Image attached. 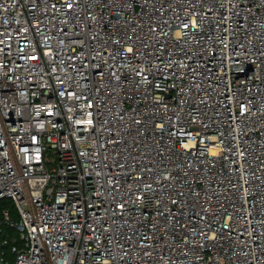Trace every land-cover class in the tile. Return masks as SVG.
Masks as SVG:
<instances>
[{"label":"built area","instance_id":"obj_1","mask_svg":"<svg viewBox=\"0 0 264 264\" xmlns=\"http://www.w3.org/2000/svg\"><path fill=\"white\" fill-rule=\"evenodd\" d=\"M4 198L0 264H264V0H0Z\"/></svg>","mask_w":264,"mask_h":264},{"label":"trees","instance_id":"obj_2","mask_svg":"<svg viewBox=\"0 0 264 264\" xmlns=\"http://www.w3.org/2000/svg\"><path fill=\"white\" fill-rule=\"evenodd\" d=\"M8 204V199L0 200V241H5L3 249L8 252V247L11 237L15 234L14 228L2 219V208ZM11 209L15 210L14 205L11 203Z\"/></svg>","mask_w":264,"mask_h":264},{"label":"rangeland","instance_id":"obj_3","mask_svg":"<svg viewBox=\"0 0 264 264\" xmlns=\"http://www.w3.org/2000/svg\"><path fill=\"white\" fill-rule=\"evenodd\" d=\"M12 203V201H11V199H8V206L11 208V204ZM11 211H12V215H15L16 216V210H12L11 209ZM16 233H17V231H16ZM0 246H3V243H2V241H0ZM8 251H9V247H8Z\"/></svg>","mask_w":264,"mask_h":264}]
</instances>
